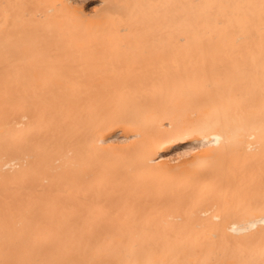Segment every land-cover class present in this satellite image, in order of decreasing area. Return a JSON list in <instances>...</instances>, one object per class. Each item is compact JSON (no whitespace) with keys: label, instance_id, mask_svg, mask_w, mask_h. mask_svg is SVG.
I'll return each mask as SVG.
<instances>
[{"label":"bare ground","instance_id":"1","mask_svg":"<svg viewBox=\"0 0 264 264\" xmlns=\"http://www.w3.org/2000/svg\"><path fill=\"white\" fill-rule=\"evenodd\" d=\"M73 1L0 0V264H264V0Z\"/></svg>","mask_w":264,"mask_h":264},{"label":"rangeland","instance_id":"2","mask_svg":"<svg viewBox=\"0 0 264 264\" xmlns=\"http://www.w3.org/2000/svg\"><path fill=\"white\" fill-rule=\"evenodd\" d=\"M75 5H77L78 7L83 8L85 11H91V9L96 6V2L97 0H74L73 1ZM118 137V136H117ZM115 137V138H117ZM194 146H187V149L182 150L183 156L182 157H188Z\"/></svg>","mask_w":264,"mask_h":264}]
</instances>
